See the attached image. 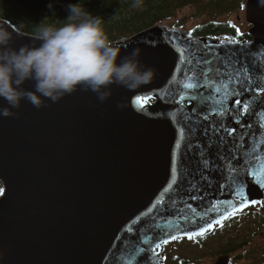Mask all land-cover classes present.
Listing matches in <instances>:
<instances>
[{
    "label": "water",
    "instance_id": "95a60500",
    "mask_svg": "<svg viewBox=\"0 0 264 264\" xmlns=\"http://www.w3.org/2000/svg\"><path fill=\"white\" fill-rule=\"evenodd\" d=\"M245 10L250 39L241 42L162 25L112 42L121 56L140 48L141 63L155 69L134 91L112 85L102 103L78 90L57 103L45 98L50 106L40 109L23 99L12 109L18 117L0 116V264H165V247L189 239L186 233L202 237L255 206L215 224L239 205L238 189L264 201V188L249 175L264 163L255 160L264 157V93L253 83L264 85V6L247 0ZM0 26L17 50L33 40L3 19ZM181 52L190 63H181ZM189 68L201 85L216 81L218 88L231 77L228 90L245 91L224 99L223 90L184 89ZM207 68L210 80L199 76ZM144 94L159 99L140 109L133 101ZM235 99L246 101L248 112L241 114ZM3 107L9 105L0 98ZM209 223L212 229L195 234ZM162 240L168 242L153 254ZM139 248L145 252L137 255ZM227 263L222 256L215 264Z\"/></svg>",
    "mask_w": 264,
    "mask_h": 264
},
{
    "label": "clouds",
    "instance_id": "9594fccd",
    "mask_svg": "<svg viewBox=\"0 0 264 264\" xmlns=\"http://www.w3.org/2000/svg\"><path fill=\"white\" fill-rule=\"evenodd\" d=\"M259 3L264 6V0ZM142 5L143 0H132L133 8ZM66 11L63 20L50 23L45 17L36 24L32 42L18 50L11 47L13 34L0 26V98L9 105L0 108V116L18 117L12 109H19L23 99L40 109L50 106L45 98L57 103L79 90L95 93L103 103L113 95L112 85L134 91L152 81L155 69L141 63L142 50L121 56L103 16L89 12L80 0L66 5ZM28 80L35 82L34 91L23 89Z\"/></svg>",
    "mask_w": 264,
    "mask_h": 264
},
{
    "label": "trees",
    "instance_id": "16d2710c",
    "mask_svg": "<svg viewBox=\"0 0 264 264\" xmlns=\"http://www.w3.org/2000/svg\"><path fill=\"white\" fill-rule=\"evenodd\" d=\"M247 0H143L141 8H133L132 0H80L89 12L105 19V31L111 42L123 41L144 30L158 25H170L183 29L187 20L196 23L187 29L193 38L250 39L247 32L229 18L245 9ZM79 0H0V19L7 21L17 30L34 35L35 25L45 17L55 23L68 15L66 5ZM53 7L49 8L48 5ZM189 10L187 16L176 19L177 14ZM57 26H60L57 23ZM154 100L149 102V106ZM0 189L2 186L0 184ZM1 196V195H0ZM258 217L260 214H256ZM262 226L264 217L260 216ZM220 227V226H219ZM180 241V242H179ZM178 240L174 243H181ZM195 246V245H194ZM165 255L163 258H165ZM189 264L187 259L172 264ZM165 263H167L165 258Z\"/></svg>",
    "mask_w": 264,
    "mask_h": 264
},
{
    "label": "rangeland",
    "instance_id": "374dc122",
    "mask_svg": "<svg viewBox=\"0 0 264 264\" xmlns=\"http://www.w3.org/2000/svg\"><path fill=\"white\" fill-rule=\"evenodd\" d=\"M188 13L189 10H184L177 14L176 19L184 18ZM229 18L240 30L249 31L251 25L245 9L232 14ZM195 23L193 20H187L182 30L188 34L187 29ZM162 26L174 28L170 25ZM250 219L247 217L246 222L248 221V223L246 225L234 223L230 229L227 226L218 227L213 231L214 234L209 232L210 234H206L203 240L198 243H192L193 241L188 239L182 240L181 243H179L180 241L178 243L173 242L165 247L160 257L164 263L166 258L168 264L184 259H187L191 264H215L217 259L222 257L228 249L237 248L243 244V248L238 249L235 253L239 259L234 260L232 264H264V228L254 230ZM227 240H231L233 243L231 246L225 247ZM164 254H166L165 258H163Z\"/></svg>",
    "mask_w": 264,
    "mask_h": 264
},
{
    "label": "snow or ice",
    "instance_id": "6c2138e0",
    "mask_svg": "<svg viewBox=\"0 0 264 264\" xmlns=\"http://www.w3.org/2000/svg\"><path fill=\"white\" fill-rule=\"evenodd\" d=\"M188 35L191 36L192 32H189ZM181 63H190V61H186L184 59V53L183 52H181ZM198 63H200V62H198ZM204 63L210 64L211 62L210 61H204ZM211 71H212L211 68H207L206 70L200 72L199 76H203L205 78V80H210L211 78L209 77L208 74ZM217 71H219V70L217 69ZM184 77H185V82L183 83L184 89L195 90V89H198L200 87H209L210 93L215 92L216 94H219L223 90L224 91V99H226L229 96H237L238 97L245 91V87H241L239 92H236L235 90L229 91L228 87H229V84L232 82L231 77L228 78V84L222 83L221 87H218V88H213L211 86L212 84H215L216 81H212L211 84L201 85L199 82V79L197 78V73L191 68H189L188 72L184 73ZM253 83H254L255 88L258 89L259 92L264 93V85H261L259 83H255V82H253ZM153 99H159V97L158 96L154 97L151 94L137 95L135 97V100L133 101V103L135 105H137L140 109H146V106ZM180 99L183 100L184 96H181ZM216 103H218L220 105V108L223 109V106H224V100L223 99L216 101ZM261 103H264V101H262ZM234 105L240 109L241 114L248 112V110H249V104L246 101H242L241 99H235ZM220 114L223 115V111H220ZM205 118L207 119V117H205ZM262 127H264V125H262ZM227 131H228V134L231 135L235 130L234 129H228ZM255 160L257 162H260L261 160H264V157L257 155L255 157ZM261 174H264V163L260 164V171H250L249 172V175L257 177V182L260 184V187L264 188V180L259 179ZM0 195H3V189H0ZM235 195L241 197V201H240L239 205L238 206L232 205V212L228 213V215H226V216H222L221 219L216 220L215 224H221L224 219H227L229 216H231L235 212L241 210L242 208L248 207L249 204H251V205L264 204V201L248 200V198L243 193V188L238 189L235 192ZM212 227H213V224L209 223L207 225V228H201L200 231L198 233H195V234L196 235H203L206 231L212 229ZM186 235L188 236L189 239H191L193 236V233H186ZM171 239L175 240V239H177V237L173 235V236H171ZM144 242L147 243L148 241L145 240ZM167 242H168V240H162L159 243H155V246L153 248H151V252L153 254L158 255L157 250L161 247V245L163 243H167ZM142 252H145L144 248H139L136 250L137 255L139 253H142Z\"/></svg>",
    "mask_w": 264,
    "mask_h": 264
},
{
    "label": "flooded vegetation",
    "instance_id": "af4514ba",
    "mask_svg": "<svg viewBox=\"0 0 264 264\" xmlns=\"http://www.w3.org/2000/svg\"><path fill=\"white\" fill-rule=\"evenodd\" d=\"M256 209H258V210L255 211ZM256 214H260L261 217H264V204L255 205V206H253V207H251V208H249V209H247L241 213H238V214L234 215L233 217H231L230 219H228L225 223H223L219 226L220 227L221 226H227V228L230 229L234 223H238V225L239 224L246 225V223H248V221L246 222V219L248 217L249 219L251 218L250 221L252 223V228H254V230H258L259 228H264V222L262 223L263 225L260 226V224H261L260 216L259 217H258V215L255 216ZM219 226H217L216 228H218ZM213 231H211L210 233L212 234ZM210 233H206V234H210ZM260 234H262V233H260ZM205 235L202 237L192 238V239H188V240H192L193 241L192 243H198L199 241L201 242L203 240ZM181 240H186V239H181ZM232 243H233V241L227 240L225 247L231 246ZM241 248H243V244L238 246L237 248L232 247V248L228 249L226 253H224L223 256L228 258L227 264H232L234 260L239 259L238 255L237 254L235 255V253L238 249H241ZM261 256L263 257V255H261ZM181 264H186V263L183 262ZM189 264H191V263H189Z\"/></svg>",
    "mask_w": 264,
    "mask_h": 264
}]
</instances>
